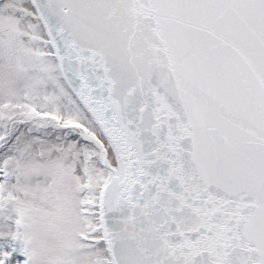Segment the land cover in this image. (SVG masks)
Returning a JSON list of instances; mask_svg holds the SVG:
<instances>
[{"label": "snow or ice", "instance_id": "snow-or-ice-1", "mask_svg": "<svg viewBox=\"0 0 264 264\" xmlns=\"http://www.w3.org/2000/svg\"><path fill=\"white\" fill-rule=\"evenodd\" d=\"M0 264H264V0H0Z\"/></svg>", "mask_w": 264, "mask_h": 264}]
</instances>
